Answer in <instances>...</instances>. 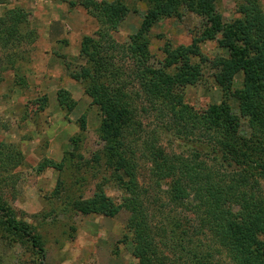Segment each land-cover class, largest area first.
<instances>
[{"label": "trees", "instance_id": "trees-1", "mask_svg": "<svg viewBox=\"0 0 264 264\" xmlns=\"http://www.w3.org/2000/svg\"><path fill=\"white\" fill-rule=\"evenodd\" d=\"M141 1L149 6L146 26L151 19L180 17L187 10L201 17L202 31L194 44L167 50V58L157 64L142 31L126 42L113 36L129 12L123 1L72 3L83 6L100 24L97 37L85 36L81 42L82 64L66 63L68 76L102 115L103 147L90 161L110 171L124 194L121 202L115 201L101 183L90 198L69 203L86 215L114 216L126 210L138 264H216L219 256L231 264H264V0H237L239 17L231 22L217 11L221 0ZM29 17L18 6L0 17L2 48L13 49L5 52L0 82L14 70L16 84L26 83L18 63L25 59L24 46L37 39ZM210 40L227 51V57L209 61L222 100L201 115L186 101L183 87L201 82L202 67L191 61L202 57L201 43ZM238 74L243 80L236 87ZM57 101L67 112L77 106L67 89L58 91ZM38 102L43 110L48 97ZM242 119L247 120L248 137L241 133ZM81 128L86 129L85 116ZM165 135L189 142L188 155L167 151L161 143ZM246 155L252 157L250 167ZM65 159L46 163L61 172ZM6 166L0 160V172L8 171ZM145 168L148 181L142 183ZM62 185L60 178L54 193L59 195ZM0 225L28 243L39 261L45 259L41 235L18 219L6 202L0 203Z\"/></svg>", "mask_w": 264, "mask_h": 264}, {"label": "rangeland", "instance_id": "rangeland-1", "mask_svg": "<svg viewBox=\"0 0 264 264\" xmlns=\"http://www.w3.org/2000/svg\"><path fill=\"white\" fill-rule=\"evenodd\" d=\"M121 1L129 12L113 36L119 42H126L142 31L149 41L152 60L157 64L167 58V50L194 44L202 31L203 21L196 13L183 10L180 17L151 19L149 27L146 26L147 3ZM73 2L78 0H3L0 4V17L17 6L28 11L30 28L37 33L36 41L24 46L25 59L18 63L23 65L21 74L26 83L16 84L14 70L5 73L4 81L0 82V150L4 153L0 154V160L8 169L0 172V203L6 202L18 219L26 221L41 235L46 252L45 259L39 261L28 243L18 240L0 225V264H138L133 255L132 235L126 227L129 217L126 210L114 216L86 215L69 203L90 198L101 183H105L107 195L115 201L121 202L124 194L110 177V171L99 170L90 161L103 147L99 135L101 111L66 71L68 62L82 64L79 52L83 38L97 37L100 30L98 20L83 6L72 5ZM262 5L264 9V1ZM217 11L224 21L231 22L239 17L237 0H221ZM9 50L13 49L2 48L0 43V68L7 65L5 52H12ZM201 52L202 57L193 56L191 62L201 65L203 78L200 83L183 88L188 104L202 115L210 105L222 100L209 61L227 57V51L216 40H210L201 43ZM202 58L208 62H202ZM242 80L243 74H238L235 86H241ZM60 89H67L77 102L72 112L59 106ZM43 96L48 97V102L40 110L38 100ZM231 102L234 113L240 116L237 104ZM83 116L85 130L81 128ZM145 122L153 123L152 120ZM241 130L248 137L250 130L245 119ZM161 143L169 152L188 155L192 149L189 142L173 135H165ZM71 153L75 156H70ZM64 158L65 168L61 172L46 163V160L62 162ZM251 160L246 155L244 161L249 167ZM85 161L91 162L90 167L84 168ZM142 173L141 182H147L148 177H144L148 174L147 168ZM60 178L63 185L58 195L54 190ZM104 178L108 179L104 181ZM215 262L231 264L225 256L217 257Z\"/></svg>", "mask_w": 264, "mask_h": 264}, {"label": "crops", "instance_id": "crops-1", "mask_svg": "<svg viewBox=\"0 0 264 264\" xmlns=\"http://www.w3.org/2000/svg\"><path fill=\"white\" fill-rule=\"evenodd\" d=\"M58 19V18H57ZM56 37V36H55Z\"/></svg>", "mask_w": 264, "mask_h": 264}]
</instances>
